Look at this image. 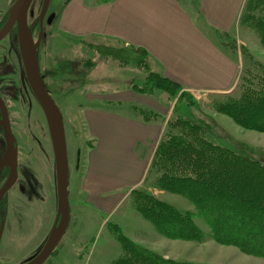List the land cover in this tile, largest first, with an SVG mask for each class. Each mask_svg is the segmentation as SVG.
I'll return each instance as SVG.
<instances>
[{
	"label": "rangeland",
	"instance_id": "rangeland-1",
	"mask_svg": "<svg viewBox=\"0 0 264 264\" xmlns=\"http://www.w3.org/2000/svg\"><path fill=\"white\" fill-rule=\"evenodd\" d=\"M67 1L69 0L49 1L47 15L54 13V18L50 24L44 22V36H42L38 54V64L44 84L61 111L65 124L69 171L70 217L68 227L44 264H109L120 253L119 242L110 230L113 223L118 225L132 240L157 251L165 258L205 264H264V257L246 254L235 246L219 244L212 239L197 242L194 240L168 239L160 235L154 226L133 208L129 196L131 188H146L154 195L180 209L194 211L195 207L181 195L146 187L145 182L143 183L144 178L139 184L132 186L130 183L135 179L134 172L126 173L127 176L123 178L106 179L104 177V184L109 183L108 186L104 187L107 191V194L103 195L105 200L94 202L84 197L83 188L81 187L80 191L79 187L80 179L88 167L87 153L93 149L91 147L92 145L94 147L96 139L94 137L90 139L81 109L89 104V96L123 90V88L129 87L135 78L138 77L137 80H142L143 73L132 66H121L112 58L96 57L97 54L95 53L92 56L90 50L82 47L78 49L77 46L71 45L73 43L72 38L82 36L73 37L70 33L61 30L62 28L58 25L61 11ZM12 3V0H0V16ZM35 6L37 4L32 3L30 9H34ZM64 17L61 21L62 25H65ZM203 30L206 31L207 28L203 27ZM235 31L233 37L230 36L233 38L236 47L228 46L231 52L224 50L223 47L222 50L228 55L234 53L236 60H238L237 79L232 89L228 91H233L234 95H237L239 91L236 84H239L242 78L250 77L253 70H259L255 65H252V61L256 60L262 65L264 64V49L260 46L257 32L251 27L245 26L241 22L238 23L237 20ZM207 32L210 34V31L207 30ZM212 36L214 41L219 43L221 37L216 35L214 30ZM240 45L246 48L253 57L252 60L246 55H241ZM89 60L94 62L90 68ZM184 89L189 91L190 98L180 101H176L175 98L167 103L165 98L163 101H159L158 97L149 96L161 105V110H153L165 118L173 115L174 111L190 120L198 121L205 127L206 137L210 141L234 151L245 152L250 157L264 162L263 132L244 129L228 116L211 110L208 105L211 96L205 90H190L185 87ZM192 100L194 103L191 104ZM99 104L97 99L93 102V105ZM129 109L128 107V112H130ZM130 113L135 116L132 112ZM159 124L163 130L164 123ZM48 138L47 142H49ZM149 149L141 142L135 145V150L140 159L145 157ZM112 161L115 162L116 160L112 159ZM103 169H110L106 161L103 163ZM49 171L51 173H48V179H45V192L41 209L38 212V223L27 236L20 237L22 242L16 244L18 241L16 234H11V238L7 242V249L12 253H9L10 256L7 257L6 253L3 252V258L6 262L15 264L19 260L17 257H20L21 254L18 253L19 249L25 245V250H23L28 252L37 246L50 230L55 214L56 193L52 167L49 168ZM194 220L202 230L207 231V226L201 217L195 216ZM3 247L6 246H1L4 250Z\"/></svg>",
	"mask_w": 264,
	"mask_h": 264
},
{
	"label": "trees",
	"instance_id": "trees-1",
	"mask_svg": "<svg viewBox=\"0 0 264 264\" xmlns=\"http://www.w3.org/2000/svg\"><path fill=\"white\" fill-rule=\"evenodd\" d=\"M239 22L257 32L264 49V0H246ZM214 32L221 37L219 44L224 50L229 51L230 45L236 47L228 32L220 29ZM72 39L71 45L90 50L92 56L95 53L96 57H109L121 66L140 70L143 79L134 77L129 84L134 92L156 96L159 101L165 98L167 103L175 98L176 101L190 98L181 84L162 74L144 47L98 35ZM239 49L241 55L252 60L244 46ZM89 61L90 68L94 62ZM252 65L259 70H253L250 77L236 84L237 95L233 91L208 92L211 96L208 105L240 127L264 133V64L253 60ZM121 104L126 103L113 105ZM128 107L143 121L164 123L143 183L185 197L195 210L177 208L140 187L129 192L133 208L165 238L197 242L212 239L246 254L264 257V162L210 141L201 123L177 112L165 118L141 103L132 102ZM195 216L203 219L207 231L196 224ZM110 230L119 242L120 253L109 264H205L165 258L132 240L115 223Z\"/></svg>",
	"mask_w": 264,
	"mask_h": 264
},
{
	"label": "crops",
	"instance_id": "crops-1",
	"mask_svg": "<svg viewBox=\"0 0 264 264\" xmlns=\"http://www.w3.org/2000/svg\"><path fill=\"white\" fill-rule=\"evenodd\" d=\"M245 1L69 0L58 25L72 36L98 35L142 46L162 74L183 87L226 92L237 79L238 60L234 53L228 55L222 50L212 32L220 29L233 36ZM63 17L65 25L61 22ZM96 99L99 105H93ZM88 101L81 112L90 139L94 137L96 143L87 153L88 167L79 187L87 200L97 202L105 200L103 195L107 194L104 187L109 183L104 184V177L123 178L134 172L135 179L130 184L142 181L162 132L161 124L143 121L130 109L135 116L128 112V104L140 102L157 111L161 105L129 87L89 96ZM120 102L126 104L113 105ZM139 142L150 148L143 159L135 150ZM105 161L108 170L103 169Z\"/></svg>",
	"mask_w": 264,
	"mask_h": 264
},
{
	"label": "flooded vegetation",
	"instance_id": "flooded-vegetation-1",
	"mask_svg": "<svg viewBox=\"0 0 264 264\" xmlns=\"http://www.w3.org/2000/svg\"><path fill=\"white\" fill-rule=\"evenodd\" d=\"M32 3L37 4L34 9H30ZM42 4L43 0H31L26 15L33 41L39 40L38 54L48 17L47 9L41 17ZM9 8L0 16V30L7 21ZM64 130L66 135L65 124ZM50 167L55 177L46 118L24 70L14 22L0 38V264H14L3 258V252L7 257L12 253L7 249L11 234H16L17 244L22 242L20 237L24 238L36 227ZM54 186L56 193L55 178ZM55 216L56 207L51 227ZM44 238L28 252L24 251L25 245L19 249L21 254L15 264H24L37 253ZM3 245L6 251L1 248Z\"/></svg>",
	"mask_w": 264,
	"mask_h": 264
},
{
	"label": "water",
	"instance_id": "water-1",
	"mask_svg": "<svg viewBox=\"0 0 264 264\" xmlns=\"http://www.w3.org/2000/svg\"><path fill=\"white\" fill-rule=\"evenodd\" d=\"M50 0H43L41 17L45 14ZM31 0H14L8 10V18L0 30V38L11 24L16 22L20 55L25 73L32 90L39 101L46 118L55 163L56 185V216L55 221L36 254L28 258L24 264H42L51 255L65 233L70 217L68 200L69 171L66 150V140L62 113L53 101L46 88L43 75L38 64L39 40L33 41L31 31L27 26V9ZM54 13L48 15L46 23L50 24Z\"/></svg>",
	"mask_w": 264,
	"mask_h": 264
}]
</instances>
